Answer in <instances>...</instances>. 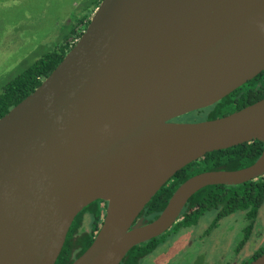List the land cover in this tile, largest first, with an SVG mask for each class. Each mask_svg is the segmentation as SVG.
<instances>
[{"label":"water","instance_id":"obj_1","mask_svg":"<svg viewBox=\"0 0 264 264\" xmlns=\"http://www.w3.org/2000/svg\"><path fill=\"white\" fill-rule=\"evenodd\" d=\"M262 70L264 0H101L54 69L0 117V264H54L75 216L97 199L101 224L70 264H119L199 189L264 175V97L174 120ZM252 140L263 143L252 163L195 173L154 219L138 217L182 167ZM248 264H264V253Z\"/></svg>","mask_w":264,"mask_h":264},{"label":"trees","instance_id":"obj_2","mask_svg":"<svg viewBox=\"0 0 264 264\" xmlns=\"http://www.w3.org/2000/svg\"><path fill=\"white\" fill-rule=\"evenodd\" d=\"M100 1L93 0L89 3L87 5L88 12L76 17L70 23L68 30L62 33L61 40L55 47L3 85L0 92V117L32 92L42 79L54 69L65 53L73 46L75 40L81 35L92 12ZM263 97L264 70L216 103L206 108L186 113L184 116L199 115L205 112L207 115L204 119L215 118L240 109ZM262 148L263 143L261 141L252 140L207 152L204 156L178 170L145 204L138 217H144L148 221L154 219L163 209L174 189L189 176L204 170L236 169L247 166L260 155ZM263 200L264 175L236 185L216 184L205 186L191 195L187 203L199 205L198 212L193 216H197L203 209L212 207L216 203H220L224 210L232 203L248 207L249 215L253 216L254 214L256 215ZM105 207L106 201L97 199L78 212L70 225L62 250L54 264H70L90 245L103 219ZM85 214L90 217L88 228L82 227ZM138 249L136 245L129 249L119 264H127L126 256L128 254L133 255L134 252L136 254ZM132 263H135V261L132 260Z\"/></svg>","mask_w":264,"mask_h":264},{"label":"flooded vegetation","instance_id":"obj_3","mask_svg":"<svg viewBox=\"0 0 264 264\" xmlns=\"http://www.w3.org/2000/svg\"><path fill=\"white\" fill-rule=\"evenodd\" d=\"M185 204L165 232L136 245L127 264H248L264 253V200L253 216L233 203L226 210L216 203L193 216L199 205Z\"/></svg>","mask_w":264,"mask_h":264},{"label":"rangeland","instance_id":"obj_4","mask_svg":"<svg viewBox=\"0 0 264 264\" xmlns=\"http://www.w3.org/2000/svg\"><path fill=\"white\" fill-rule=\"evenodd\" d=\"M92 1L0 0V92L9 79L55 47L70 23L88 12ZM206 115H181L176 121H199ZM89 220L85 214L82 227L88 228Z\"/></svg>","mask_w":264,"mask_h":264}]
</instances>
